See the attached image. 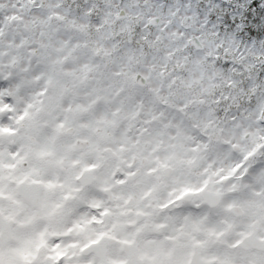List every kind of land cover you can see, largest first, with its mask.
Instances as JSON below:
<instances>
[{"label":"snow or ice","instance_id":"1","mask_svg":"<svg viewBox=\"0 0 264 264\" xmlns=\"http://www.w3.org/2000/svg\"><path fill=\"white\" fill-rule=\"evenodd\" d=\"M0 264H264V0H0Z\"/></svg>","mask_w":264,"mask_h":264}]
</instances>
